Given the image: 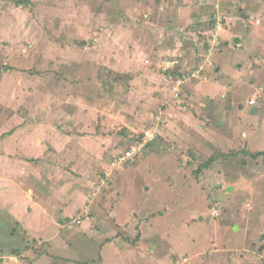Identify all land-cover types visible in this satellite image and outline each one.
<instances>
[{"label":"rangeland","instance_id":"rangeland-1","mask_svg":"<svg viewBox=\"0 0 264 264\" xmlns=\"http://www.w3.org/2000/svg\"><path fill=\"white\" fill-rule=\"evenodd\" d=\"M202 1L0 0V264H264V157L243 153L264 152V116L249 115L262 105H248V92L235 110L238 86L220 80L243 79L252 60L209 59L229 25ZM136 56L153 73L138 105L122 71ZM179 57L175 77L203 68L220 98L208 102L193 79L176 99L162 72ZM261 70L252 97L262 103ZM154 125L152 151L117 164L129 137ZM217 153L230 156L197 177Z\"/></svg>","mask_w":264,"mask_h":264},{"label":"crops","instance_id":"crops-1","mask_svg":"<svg viewBox=\"0 0 264 264\" xmlns=\"http://www.w3.org/2000/svg\"><path fill=\"white\" fill-rule=\"evenodd\" d=\"M181 1L186 3L188 0H181ZM227 2H231V3H227ZM227 2H226V0H203L202 2H200V6L197 7V8H201V6H202L203 9L210 10L211 11L210 17L214 18L215 21H219V22L222 21V19H223V18H221L222 15L225 16V22H226V19L228 20V23L226 25H229V27L223 29L222 33H221L222 43H224V47H225L224 51L219 57L217 56V54H213V55H211L212 57L209 59L215 60L217 62V64H220L221 62H223L225 60L224 59L225 55H227V56L231 55V51L234 52L231 55L232 57H234L236 55V52H238V53L239 52L243 53L244 51L247 52L248 57H250L252 60V65H250V64H248L247 66L241 65L240 68L238 69V71H239L238 73L240 74V78H243V79H238V77H233V76L223 78L221 76L220 80H222V86L223 87H226V85H228L230 82H232L236 86H238V91H237L238 93H236V98L238 101H241V102L237 106L238 109L234 108V106H233L234 101H233V103H232V101L230 102L232 104L231 107L229 108L230 114L233 113L235 110H238L239 112H241L240 110H244V107H245L244 103L246 102L244 97H245V94L249 92L251 95L249 97L248 105H258V104L262 105V107H261L262 111L257 112V111H253L252 109H250L249 115H251V117L256 118V117H258V115L260 113L261 115L264 116V114H263L264 102L261 103L260 101H257V99H259V97L258 98H256L255 96L252 97L254 92L258 89V87L260 89L259 91H257L258 93L262 90L261 87L255 83L257 82L260 74L262 73L261 69L264 70V0H228ZM183 10L184 9H180L178 11V13L183 12ZM213 26H215V24H213ZM211 42L212 41H210V43ZM209 48H210V46H208V49ZM216 58H218V59L216 60ZM140 59L141 58H138V56H136L135 61L128 64V66H127L128 71L122 70L123 72H127V74H129L131 76L130 80H131L132 89H131V91H129L128 97H129V99H131V98L136 99L137 105L139 104L138 100H139L140 95H147L148 94V93H146V90H149V88L147 86V78H150V76H152V74H153L152 72L148 73V71H146L145 66H144V69H141L140 67H138V65H140V62H137V61ZM171 61H179L178 66L175 67V69H174V72H173L174 74L179 68H182V67L185 68V63L181 57H179V59H174V60L172 59ZM133 63H135L137 66H134L135 65L134 64L133 66L130 67V65ZM183 64H184V66H183ZM206 64H208V63L206 62ZM129 67L131 68V70H129L130 69ZM133 69H136V71H133ZM196 70L197 71H194L193 73L201 72V76H202L201 79H203L202 80L203 82H206V83H202V84H204L202 86V88L204 91H206L204 98L207 99L208 102L212 101L214 99V97L217 95L220 98V95L222 92L220 86L217 85L215 82H210L208 78H204L206 76L203 75L205 72L203 68H201V69L198 68ZM244 71L248 74V77H243V75L241 76V73ZM162 73H163L162 74L163 77L165 78V81L167 82L168 74H166L164 72V70ZM222 75H224V74H222ZM31 79L33 80V78H31ZM259 83H264V80L260 81ZM199 85H192L193 99H195V97L197 95L198 88L201 87V84H199ZM206 85H209V86H206ZM169 87L170 86L168 85V88ZM164 89L165 88H163V89L160 88L157 91H152L156 95L155 100L160 99V98H158V95H160V92L163 94L165 92ZM194 89H195V91H194ZM263 90H264V87H263ZM166 91H168L167 87H166ZM239 91H241V92H239ZM171 94L173 95V92ZM212 96H214L213 99H212ZM251 99H253V100L256 99L257 103L250 104V102L252 101ZM158 106H160V105H158ZM163 106H165V105L160 106V108ZM222 116H223V112H221V117ZM221 117L219 118V121H220ZM247 117L245 116V119ZM221 122L225 123L223 126H226L228 124L233 123V122L226 123L224 116H223V119H221ZM219 128H221L223 130L224 127H219ZM237 128H238V125H237ZM45 133L46 132L41 131L39 134L40 138H42L43 134H45ZM248 135L249 136L247 138L250 142L247 141V145L249 146L253 141H252V137H251L252 135L250 136L249 133H248ZM32 137H28L26 139L27 144L30 143L29 145H30L31 149L34 147L33 143L35 141L37 142V144L39 143V140H38L39 138L35 139L34 136H32ZM39 146H43V144L42 145L40 144ZM252 152H254V151H252ZM189 155L191 156L192 153H189ZM5 156L9 157L10 155H9V153H6ZM116 156H118V154ZM37 161L38 160H31V162H33V163H35ZM20 188H21V190H24L22 187H20ZM17 189L19 190L18 187H17ZM2 190H3V188H2ZM28 191L32 192L33 188H32V191L31 190H28ZM28 210L30 211V209H28ZM10 213H11L12 217L20 216L18 214L19 212L14 213L11 211ZM154 214L155 213H153V215ZM147 215H151V213H147L145 216H147ZM160 215L162 216V214H160ZM219 215H220V213H219ZM19 221L21 222L20 219H19ZM104 234L110 235V233L108 231L105 232ZM97 236L98 235H93V237H95V238H97ZM104 243H105V245L103 248L105 249L106 246L109 245V242H107V240H105Z\"/></svg>","mask_w":264,"mask_h":264},{"label":"built area","instance_id":"built-area-1","mask_svg":"<svg viewBox=\"0 0 264 264\" xmlns=\"http://www.w3.org/2000/svg\"><path fill=\"white\" fill-rule=\"evenodd\" d=\"M222 51V43L218 39L217 36H215L210 43V48L208 49V54L211 56L213 54H218ZM179 64V61H166L163 65V70L166 74H168L167 82L172 84V92L173 96L177 99L180 97V94L182 92V86L186 84L187 82L192 81L193 79H201V72L192 73L189 74H183L179 75L180 77H175L174 69ZM256 101L252 100L250 104H255ZM157 125L160 124V119H157L156 121ZM153 126L152 128L148 129L147 131H144V142L143 144H140L138 146H132L128 151L125 152L124 155H122L121 159L117 160V164L124 165L128 161L133 160L141 154L142 150L145 147V144H147L150 141H154L158 138L160 134V128L158 126ZM213 215L217 217L219 215V212L216 210L214 211Z\"/></svg>","mask_w":264,"mask_h":264},{"label":"trees","instance_id":"trees-1","mask_svg":"<svg viewBox=\"0 0 264 264\" xmlns=\"http://www.w3.org/2000/svg\"><path fill=\"white\" fill-rule=\"evenodd\" d=\"M11 67V66H10ZM24 73V72H23ZM31 73H33V72H31ZM109 73H111L113 76H115V78H118V79H123L124 78V76L123 75H121V74H117V73H115V72H113V71H109ZM123 76V77H122ZM127 77H129V76H127ZM35 78V77H34ZM129 79V78H128ZM144 132L141 134V135H139L137 138H133V137H129V142H132V144L129 146V147H127L124 151H121L119 154L120 155H118L117 157H116V159L115 160H118L120 157H121V155H124L125 154V152L126 151H128L129 149H130V147H132V146H138V145H140V144H143V142H144ZM158 139V138H157ZM157 139L156 140H154V141H150V142H148L147 144H145V147H144V149L142 150V152H141V154H139L138 156H136V158L135 159H133V160H130V161H128L126 164H124L123 166H127V165H130V164H133V163H135L136 161H138V160H140L143 156H144V154L147 152V153H149L150 151H152L151 149H153L155 146H156V144H157ZM243 153L245 154V156H247V157H251L252 159H259V158H261V157H264V152H252V151H246V150H244L243 151ZM231 155L232 156H234L235 158H238L239 159V156H237V152H232L231 153ZM193 156V155H192ZM229 156H230V154H224V153H217L216 155H214L213 157H211L209 160H207V161H205V162H203L202 164H200L199 165V167H198V170H197V172H196V175H197V177H199L200 176V174L201 173H203L204 171H206V170H208V169H210L213 165H215V163H217L219 160H221V159H223V158H229ZM115 162V161H114ZM113 162V163H114ZM243 165H246V162L245 161H243V163H242ZM220 204L219 203H217L216 204V206H219ZM220 210V209H219ZM219 212V211H218ZM214 213V212H213ZM214 216V215H213ZM215 217V216H214ZM217 217H219V215L217 216Z\"/></svg>","mask_w":264,"mask_h":264},{"label":"clouds","instance_id":"clouds-1","mask_svg":"<svg viewBox=\"0 0 264 264\" xmlns=\"http://www.w3.org/2000/svg\"><path fill=\"white\" fill-rule=\"evenodd\" d=\"M204 78H207V77H204ZM255 101H256V100H255ZM159 136H160V134H159ZM159 136H158V137H159Z\"/></svg>","mask_w":264,"mask_h":264}]
</instances>
